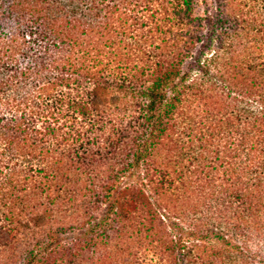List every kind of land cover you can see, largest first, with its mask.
Returning a JSON list of instances; mask_svg holds the SVG:
<instances>
[{"label": "trees", "instance_id": "16d2710c", "mask_svg": "<svg viewBox=\"0 0 264 264\" xmlns=\"http://www.w3.org/2000/svg\"><path fill=\"white\" fill-rule=\"evenodd\" d=\"M61 189L94 220L72 238L43 226ZM125 225L161 264H264V0H0V233L45 229L0 264Z\"/></svg>", "mask_w": 264, "mask_h": 264}, {"label": "rangeland", "instance_id": "374dc122", "mask_svg": "<svg viewBox=\"0 0 264 264\" xmlns=\"http://www.w3.org/2000/svg\"><path fill=\"white\" fill-rule=\"evenodd\" d=\"M201 13L202 10L197 14ZM199 110L200 108L198 103L194 101V99H191L190 101L184 103L181 111L182 116H180L181 119H188V117L195 118L196 122L191 121L190 123L197 131L199 130L198 128L204 126L205 122V119L201 116V112ZM200 123H202V125H200ZM177 150L178 149L174 147L167 158L169 160L170 167H172L173 170L176 169V171L177 167L179 166V156L176 155L179 150ZM190 160L193 161L192 159ZM184 163H186L185 167H190V169H193L194 165L190 164V161L187 160ZM75 186L78 187L80 186V184L78 183ZM63 190L64 189L59 190V192H57L56 194L53 192L54 194L49 197V219H43V226L46 227V230H48L49 233L53 231H60V233L65 232V234H71L70 238H72L73 235L70 232L76 230V228L78 227L76 225L77 223L81 222L80 226L78 227V231H83L88 229L89 226H91L90 221L92 222L94 220H92V218L88 219L87 217H85L84 219L79 218L77 206L79 204V201L70 199L69 197H71L72 195L69 193L67 194L66 192H62ZM57 194L61 197L59 198ZM62 195H64L63 198ZM76 197L77 196H73V198ZM173 206L176 207L177 205L173 204ZM99 214L100 211H97L94 214L91 213V215L95 216H99ZM45 222L47 223L46 226ZM44 227L42 229L35 228L31 230V233L28 229H25L24 235L27 232H29L30 234H26V238H23L22 235L14 241L12 239L10 240L6 233H0V245L6 246L5 248H0V258L12 255L15 257V259H17L18 262L21 261V263H24L23 257L26 254L27 248L31 247L32 245L31 237L33 238V236H38L41 231L45 230ZM65 234L61 233V235L63 236ZM122 234L123 239H114V241L111 242V245L107 246L106 248L104 244H102L103 242L101 243L99 241L101 239L93 242L90 239L87 240L88 236H84L83 264H161L160 256H157L154 250L151 249V246H148L149 242L145 234L143 235L142 240H137L136 234L130 231L128 225L124 226ZM93 243H96L97 245ZM118 248L122 250L123 254L117 251ZM101 253L104 254L101 256V258H99L98 256ZM49 264H52V261H50Z\"/></svg>", "mask_w": 264, "mask_h": 264}]
</instances>
